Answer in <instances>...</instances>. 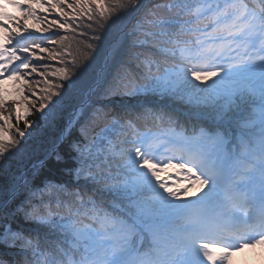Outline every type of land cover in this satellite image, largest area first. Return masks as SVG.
Returning a JSON list of instances; mask_svg holds the SVG:
<instances>
[{"label": "snow or ice", "instance_id": "snow-or-ice-1", "mask_svg": "<svg viewBox=\"0 0 264 264\" xmlns=\"http://www.w3.org/2000/svg\"><path fill=\"white\" fill-rule=\"evenodd\" d=\"M117 5L119 11H109L105 0H0V264H230L237 251L264 245V0ZM141 10L144 19L113 34L121 15ZM145 19L171 46L174 66L163 74L136 50ZM67 30L106 65L126 52L109 92L174 97L198 123L189 130L161 110L153 114L160 125L137 131L133 120L152 109L113 114L85 99L73 107L88 68L48 71L77 67L75 57L63 58L72 55L70 38H56ZM45 59L51 63L38 70ZM6 81L15 82L11 91ZM255 98L259 108L235 122L238 135L219 123L241 104L247 112ZM9 102L14 116L3 112ZM33 109L42 126L32 127ZM102 112L104 127L90 136ZM65 144L67 156L60 151ZM68 158L74 165L63 171L73 185L52 175V164ZM170 168L175 182L162 176ZM81 180L92 189L75 187ZM49 190L60 194L55 207L45 202ZM53 233L56 240L49 239Z\"/></svg>", "mask_w": 264, "mask_h": 264}, {"label": "trees", "instance_id": "trees-1", "mask_svg": "<svg viewBox=\"0 0 264 264\" xmlns=\"http://www.w3.org/2000/svg\"><path fill=\"white\" fill-rule=\"evenodd\" d=\"M72 2V0H69ZM170 2V0H141V3L147 5L151 8L155 4H163ZM252 3H258V0H251ZM105 5L109 9V11H119L117 0H105ZM145 11L141 10L139 13H125L121 15L120 19L117 21L116 25L113 27L112 32L115 34L118 30H128L131 29L134 25L137 24V21L144 19ZM96 21L98 23H103L100 21L98 13L96 14ZM83 24L90 23L87 20L82 21ZM75 27V24L73 25ZM93 27H96V24H93ZM79 31H87L86 28L77 29ZM155 29L148 23V21L144 20V26L139 28L137 35L139 38V43L137 46V51L143 52L146 56L156 62V66L159 67L160 73L165 69H169L174 66V60L171 52L167 51L170 45H165L162 43L161 37L155 35ZM93 33L88 32V35L91 36ZM51 35V34H49ZM61 35H66L70 39L67 41V44H70L71 47L67 48V51L72 53V55H68L63 57L66 61H71L74 57L77 61V67L73 68L71 63L52 65L48 69V71H52L55 67H68L75 74L79 71V69H83L85 67L88 68L87 73L82 77L81 80V88L82 92L80 96L72 102L73 107L78 106L81 99H85L89 102V106L93 108H100L103 112H110L113 114L122 115L124 112L132 113L133 116L137 113H142L144 109H152L153 112L147 115H143L140 117L139 121L133 120L134 128L137 131H144V125L148 127L154 128V125H160L161 121L159 119H155L153 114L159 116L161 114V110L164 113H175L180 118V123L183 124L187 129L191 130V128L198 123L197 114L191 110V107L185 102L179 99H176L171 96H160L156 94H142L137 96H130L124 94L122 91L117 92H109L108 90L114 86L113 77L119 68V61L123 60L126 56V52L122 51L120 55L117 57V60H114L112 63L106 65L103 59V55H97L95 51L92 53H88L86 47L78 45L75 40H82V37L76 36L75 40L71 39L75 36L71 30H67L64 32H58L56 34V38L59 39ZM39 42V41H37ZM87 41H85L86 43ZM47 46V45H45ZM55 50L57 52L64 51L60 46H55ZM176 59H179V51L177 50ZM51 62L45 59L44 61L37 62L38 70H44V64H50ZM131 64L132 62L129 61ZM135 68V65H132ZM156 66L153 67L152 71L156 72ZM139 73L141 71H146V69H136ZM50 79H53L49 77ZM39 77L33 78V84L35 85L39 80ZM56 83H64L60 80H55ZM12 85H15L14 81H6L4 84V88L8 91L12 90ZM12 86V87H11ZM65 86H67L65 84ZM40 87H43V84H40ZM107 93V94H106ZM259 108V100L255 98V102L251 103L247 107L246 105L241 104L238 108L234 109L227 119L230 122H225V120L220 123L223 127L230 130L233 135L239 134V129H237L235 122L241 120L247 115L251 113L253 109ZM5 115L8 112H13L14 116V105L9 102L8 105L3 109ZM103 112L97 116L95 124H93L89 128V135H96L101 132V129L104 127L106 122L105 116ZM32 121H34L32 127L36 128L37 123L41 126L43 122L40 120L38 113L33 109L32 115L29 117ZM200 118H203L211 127H215L217 123H212L214 119L206 114H202ZM225 122V123H223ZM244 121L241 120V123ZM19 127L23 128V124L21 123ZM31 131V129H29ZM131 131V130H130ZM256 131L259 132V128H256ZM15 135V132L12 133ZM73 135L75 137H79V133L74 130ZM60 151L64 153L66 156L68 155L67 144L62 145ZM74 165V161L71 158H68L63 164H52L53 172L52 175L56 178L58 182H67L69 185H73L72 177L68 176L63 169L72 167ZM162 176L167 177L169 181L175 182L177 181L174 175L167 174V171L162 173ZM75 187H84L85 190H91L92 185L89 182L85 184L83 180L79 182V185H75ZM49 197V200H46V203H51L53 207H55V202L59 198V193H52L50 190L44 194ZM112 197L108 194L104 196V208L107 211H112L111 205ZM19 223V222H17ZM22 226V225H21ZM50 240H56L57 234L53 233L49 236ZM43 259V258H42Z\"/></svg>", "mask_w": 264, "mask_h": 264}, {"label": "rangeland", "instance_id": "rangeland-1", "mask_svg": "<svg viewBox=\"0 0 264 264\" xmlns=\"http://www.w3.org/2000/svg\"><path fill=\"white\" fill-rule=\"evenodd\" d=\"M7 10L12 12L16 11L11 5H7ZM163 73L164 71L160 74ZM234 259L235 261H230V264H264V245L257 246L252 251L237 253Z\"/></svg>", "mask_w": 264, "mask_h": 264}, {"label": "bare ground", "instance_id": "bare-ground-1", "mask_svg": "<svg viewBox=\"0 0 264 264\" xmlns=\"http://www.w3.org/2000/svg\"><path fill=\"white\" fill-rule=\"evenodd\" d=\"M12 86H14V85H12ZM12 86H11V87H12ZM12 88H13V87H12ZM211 122H212V123H215V122H217V121H211Z\"/></svg>", "mask_w": 264, "mask_h": 264}]
</instances>
